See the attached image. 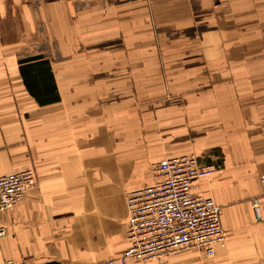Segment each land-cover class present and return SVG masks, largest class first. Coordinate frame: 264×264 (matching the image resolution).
<instances>
[{
  "label": "crops",
  "instance_id": "obj_1",
  "mask_svg": "<svg viewBox=\"0 0 264 264\" xmlns=\"http://www.w3.org/2000/svg\"><path fill=\"white\" fill-rule=\"evenodd\" d=\"M180 155L226 244L128 264H264V0H0V174L37 176L0 264L117 256L125 194Z\"/></svg>",
  "mask_w": 264,
  "mask_h": 264
},
{
  "label": "built area",
  "instance_id": "obj_2",
  "mask_svg": "<svg viewBox=\"0 0 264 264\" xmlns=\"http://www.w3.org/2000/svg\"><path fill=\"white\" fill-rule=\"evenodd\" d=\"M152 182L126 193L128 246L101 264H128L155 259L161 262L180 251L199 250L214 255L215 246L224 247L226 231L221 223V206L211 198L194 194L192 181L207 173L193 155L165 158L150 168ZM263 193L251 199L257 219ZM37 184L33 169L0 174V212L18 204ZM5 230L0 227V238Z\"/></svg>",
  "mask_w": 264,
  "mask_h": 264
},
{
  "label": "rangeland",
  "instance_id": "obj_3",
  "mask_svg": "<svg viewBox=\"0 0 264 264\" xmlns=\"http://www.w3.org/2000/svg\"><path fill=\"white\" fill-rule=\"evenodd\" d=\"M153 163H155V162H153ZM153 163H151L150 166H151ZM149 168H150V167H149ZM149 174H150V171H149ZM125 196H126V194H125Z\"/></svg>",
  "mask_w": 264,
  "mask_h": 264
}]
</instances>
